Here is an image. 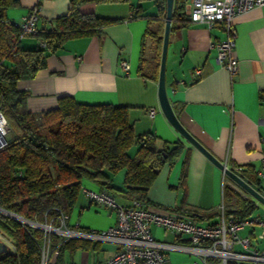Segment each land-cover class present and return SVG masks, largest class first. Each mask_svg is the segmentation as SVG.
<instances>
[{"label": "crops", "instance_id": "1", "mask_svg": "<svg viewBox=\"0 0 264 264\" xmlns=\"http://www.w3.org/2000/svg\"><path fill=\"white\" fill-rule=\"evenodd\" d=\"M15 1L16 5L6 11L8 20L18 23L29 11L37 8L39 27H50L54 18L66 13L70 2ZM136 4L137 0H130V3L85 4L84 11L122 20L106 25L94 35L69 39L54 53L47 54L44 68L33 77L17 83L18 89L29 92L27 109L32 112L52 109L63 95L73 96L83 103L126 106L128 119L136 134L154 135L158 147L176 142L182 146L177 157L172 162H165L159 170L148 189L149 202L145 207L155 211H167L182 205L199 210L216 209L223 203V185L228 184L256 204L252 214L246 218L247 223L238 231V236H248L251 247L264 248V235L259 236L262 226L256 220L264 216V205L246 194L186 141L161 111L157 96L160 58L152 37L159 30L160 23L155 19L149 22L145 17L130 18L131 6ZM139 4L144 14L156 13L150 1ZM190 6L189 1L186 5L188 18ZM147 28L153 34L147 35ZM234 28L233 55L237 58V69L233 74L217 62V50L211 47L213 41L226 36L220 24L209 27L206 23L188 21L170 29L165 62L166 91L178 120L190 134L226 167L253 168L258 188L244 179L264 194V100L259 98L260 91L264 90V5L237 16ZM38 42L33 35L21 38L23 48H35ZM122 60L129 64L127 73L120 65ZM149 108L155 109L154 116L148 114ZM137 147L132 145L128 154L133 156ZM111 178L112 185L123 187V176L120 184L115 183L113 175ZM86 181L99 188L96 182L90 180H85L83 186ZM126 200L128 205L131 200ZM87 204L89 208L91 204L88 201ZM84 208L80 202L79 215ZM74 209L75 206L71 213ZM217 219L198 221L211 223ZM70 220L69 215L68 226L71 228L99 230L91 227L102 217L92 214L91 220L82 223L78 220L80 224L76 225ZM115 220L114 217L109 223L112 225ZM157 228L152 227L154 236ZM164 232L165 236L170 234L175 240L171 232ZM0 240L6 245V250L0 255L13 250L12 244L1 232ZM235 249L239 250L240 246L236 245ZM84 250L86 252L78 254L76 259L69 260L68 254H65L66 262L93 264L112 255L115 246L109 242H97ZM168 257L173 264H181V257L172 256L170 252Z\"/></svg>", "mask_w": 264, "mask_h": 264}, {"label": "trees", "instance_id": "2", "mask_svg": "<svg viewBox=\"0 0 264 264\" xmlns=\"http://www.w3.org/2000/svg\"><path fill=\"white\" fill-rule=\"evenodd\" d=\"M143 1H150L155 14H144ZM191 0H173L170 29L182 26L190 19L186 5ZM130 18L145 17L158 20L155 38L160 58L166 14V0H137ZM88 3H130V0H70L65 14L52 20L50 27H39L35 48H23L18 23L8 20L6 11L15 0H0V110L9 123L7 145L0 149V208L27 221L60 225L75 206L85 180L94 181L100 190L117 191L124 198L148 205L147 192L165 162H172L181 144H162L150 133L136 134L128 119L127 107L110 103H83L73 96L58 98L56 107L39 112L27 109L29 92L20 90L17 83L33 77L45 67L49 53L58 50L65 41L98 33L103 27L122 18H106L83 10ZM147 35L153 34L147 28ZM144 45V39H143ZM264 100V90L259 93ZM16 128L17 134L11 135ZM137 145L133 156L128 154ZM123 169V187L112 185L111 176ZM240 175L259 186L253 168L244 167ZM110 193V192H109ZM89 202V201H88ZM90 203V202H89ZM225 218L246 219L256 207L255 202L234 187L223 185ZM230 205V206H229ZM233 205L234 207H231ZM188 215L195 220L219 217V206L199 210L192 206L167 209ZM0 232L10 241L13 250L0 255V264H41L42 244L49 243L46 264H71L75 251L88 249L98 241L65 238L38 227L25 224L0 212ZM228 264H234L228 262Z\"/></svg>", "mask_w": 264, "mask_h": 264}, {"label": "built area", "instance_id": "3", "mask_svg": "<svg viewBox=\"0 0 264 264\" xmlns=\"http://www.w3.org/2000/svg\"><path fill=\"white\" fill-rule=\"evenodd\" d=\"M190 2L191 22L206 23L209 27L220 24L225 31V38L216 39L211 43V47L217 50V62L233 74L237 69V58L233 55L234 20L250 9L264 5V0H191ZM37 19V8H33L21 18L18 22L20 38L36 33ZM120 65L127 73L128 62L122 60ZM197 73H200L199 70ZM148 114L154 116L155 109L149 108ZM9 129L7 118L0 110V149L8 143ZM231 169L238 175L242 170L241 167ZM82 192L90 204L103 205L115 211L114 225L106 230L83 231L67 226L64 217L60 218L58 227L52 226L51 223L35 222V224L42 225L44 228H40L45 234L54 232L65 238L109 242L115 246L112 255L93 264H173L168 257L171 251L196 256L193 264H228L229 261L234 264H264V248L251 247L248 236H238V231L247 223V220L225 218L222 213V204L219 205L221 215L216 222L201 223L178 212L151 210L136 200H132L128 205H118L111 193L106 190L95 192L83 188ZM0 212L5 213L1 208ZM256 220L262 226V232L259 234L262 237L264 216ZM153 226L162 227L164 231L171 232L177 241L156 239L152 231ZM236 245L240 246L239 250L235 249ZM41 252V264H46L49 256L47 240L43 242Z\"/></svg>", "mask_w": 264, "mask_h": 264}, {"label": "water", "instance_id": "4", "mask_svg": "<svg viewBox=\"0 0 264 264\" xmlns=\"http://www.w3.org/2000/svg\"><path fill=\"white\" fill-rule=\"evenodd\" d=\"M172 8H173V0H166V14L162 35V44H161V52H160V61H159V71H158V89L157 96L159 106L164 116L168 120V122L177 130V132L192 146L198 149L204 156H206L213 164H215L219 169L222 170L223 174H225L230 180L239 186L246 194L254 198L256 201L264 205V194H261L259 190L254 188L251 184H249L245 179H243L240 175L235 173L231 168L226 167L224 163H222L219 159H217L211 152H209L195 137H193L190 132L180 123L178 120L169 100L166 91L165 85V62H166V53L168 46V38L170 33V25H171V16H172ZM3 210V209H2ZM7 215L13 218H19V216L14 215L10 212L3 210ZM21 218V217H20ZM20 220V219H19ZM6 250V245L4 242L0 240V252H4Z\"/></svg>", "mask_w": 264, "mask_h": 264}, {"label": "rangeland", "instance_id": "5", "mask_svg": "<svg viewBox=\"0 0 264 264\" xmlns=\"http://www.w3.org/2000/svg\"><path fill=\"white\" fill-rule=\"evenodd\" d=\"M17 134V130L16 128H12L11 129V135H16ZM123 169H120L118 171H116V173L113 175V179L115 181V183L120 184L121 182V177L123 176ZM86 189L91 190V191H100V189L89 183V182H85V186ZM111 195L113 196L115 202L118 205H126L127 204V200L126 198H124L120 193H118L117 191H113L110 192ZM82 202L83 206L85 207L81 214L79 215V203ZM92 214L93 215H100L102 217V220L99 221L94 227L91 228H95V229H99V230H106L108 229L110 226L114 225V224H110L109 222H113V218H116V213L113 210H110L109 208L103 206V205H95V204H91L88 208V204H87V199H85L84 195L82 193H80L77 203L75 205V209L73 210V212L70 214V223L71 224H77L79 223V221L82 223L83 221H89L92 219ZM80 218V219H79ZM17 219V218H15ZM21 222L28 224V225H33L34 227H38V228H44L42 225H37L35 224V222H30L27 221L25 219H21L19 218ZM17 219V220H19ZM79 220V221H78ZM80 224V223H79ZM164 230L162 227H158L155 233V237L156 239L159 240H163V239H169L170 241H173L172 239V235L168 234V236H165L164 234ZM66 235V234H65ZM167 237V238H166ZM81 252H86L84 249L83 250H77L75 251L73 258H77L78 254L80 255ZM170 254L172 256H178L182 258L181 264H193V261L196 260V256L194 255H190L188 253L185 252H180V251H171ZM76 263L78 264V262L76 261Z\"/></svg>", "mask_w": 264, "mask_h": 264}]
</instances>
